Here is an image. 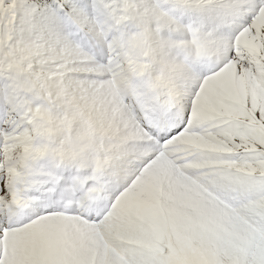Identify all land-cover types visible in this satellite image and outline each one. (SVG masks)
<instances>
[{"label": "snow or ice", "instance_id": "6c2138e0", "mask_svg": "<svg viewBox=\"0 0 264 264\" xmlns=\"http://www.w3.org/2000/svg\"><path fill=\"white\" fill-rule=\"evenodd\" d=\"M0 264H264V0H0Z\"/></svg>", "mask_w": 264, "mask_h": 264}]
</instances>
